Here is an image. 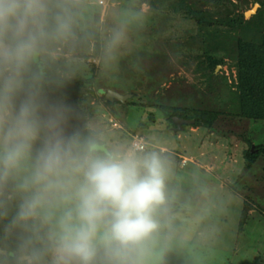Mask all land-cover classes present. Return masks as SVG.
<instances>
[{"label":"rangeland","instance_id":"rangeland-1","mask_svg":"<svg viewBox=\"0 0 264 264\" xmlns=\"http://www.w3.org/2000/svg\"><path fill=\"white\" fill-rule=\"evenodd\" d=\"M101 6L99 23L88 14L80 22L83 29L100 33V52L94 46L89 51L75 49L72 40L47 50L55 59H67L66 67L59 68L61 75L94 77L92 85L82 87L87 100L60 102L42 93L34 97L41 105L40 116H54L58 125L42 127L31 156L3 180L6 189L23 201L31 196V190L22 185L31 174L36 152L53 132L71 140L73 155L84 158L71 134L74 121L84 118L105 142L95 146L101 151L95 156L142 158L155 153L162 161L165 198H172L173 210L163 214L160 206L154 209L158 228L138 250L141 264H264V158L250 167L246 158L249 149L264 143V123L234 113L224 82L211 84L207 79L194 57L197 51L186 46L194 29L192 21L175 16L157 19L141 0H105ZM259 7L245 8V13L255 9L247 17ZM37 24L38 19L32 28ZM37 27L40 33L42 28ZM222 72L230 83L236 78L229 65H219L216 73ZM22 89L20 79L17 105L26 99ZM109 90L129 98L109 106L105 101ZM195 104L221 111L214 128L186 124L177 131L163 110L164 106ZM136 136L144 139L145 151L133 149ZM80 181L82 176L66 189L49 194L35 212L56 238L61 217L67 212L75 216V187ZM245 202L250 205L248 220L240 230ZM104 232L101 227L94 264H106ZM53 260L54 255L49 264Z\"/></svg>","mask_w":264,"mask_h":264},{"label":"clouds","instance_id":"clouds-1","mask_svg":"<svg viewBox=\"0 0 264 264\" xmlns=\"http://www.w3.org/2000/svg\"><path fill=\"white\" fill-rule=\"evenodd\" d=\"M44 11V0H0V181L31 156L42 127L58 125L54 116H40L41 105L31 95L15 102L21 70L37 50L32 25ZM79 176L75 216L67 212L60 219L53 264H94L101 227L106 264H141L138 250L157 230L153 212L165 201L161 159L155 153L78 158L72 141L53 132L36 152L22 185L32 194L22 204L20 218L33 216L49 194L66 189Z\"/></svg>","mask_w":264,"mask_h":264},{"label":"trees","instance_id":"trees-1","mask_svg":"<svg viewBox=\"0 0 264 264\" xmlns=\"http://www.w3.org/2000/svg\"><path fill=\"white\" fill-rule=\"evenodd\" d=\"M141 2L149 4L151 11L157 14V19L159 17L166 21L175 16L192 21L194 29L186 46L189 51H197L194 57L207 79L211 84L219 79L224 82L223 86L230 94V108L234 113L264 123V0ZM91 4L97 9L93 11L94 6ZM255 4L260 5L257 13L247 17L245 8ZM101 8V4L92 3V0L45 1V11L37 17V26H41V32H37V26L33 29L38 36L37 50L20 74L24 97H37L42 93L47 98L56 97L60 102L77 100L84 103L87 100L82 87L88 83L92 85L94 77L76 75L71 78L61 75L59 68L66 67L67 59H55L47 50L72 40L75 49L89 51L94 46L96 53L100 52V33L93 29H83L80 22L88 14L95 23H99ZM219 65H229L235 70L234 81L230 83L223 72L216 73ZM105 101L109 106L113 105L112 101ZM163 110L174 126L172 118L178 116L194 120L193 125L196 127L209 129L214 128L221 113L215 106L201 107L199 104L171 108L164 106ZM71 134L78 142L80 156L97 155L101 151L95 149V146H105L100 133L89 128L84 118L74 121ZM260 157L264 158V143L247 151V166H252ZM4 184V181H0V264H49L56 237L35 214L27 219L20 218L19 212L25 201L12 195ZM159 206L163 214L166 210L171 212L172 198L166 197ZM249 208L250 205L245 202L240 230L244 229L248 220Z\"/></svg>","mask_w":264,"mask_h":264},{"label":"water","instance_id":"water-1","mask_svg":"<svg viewBox=\"0 0 264 264\" xmlns=\"http://www.w3.org/2000/svg\"><path fill=\"white\" fill-rule=\"evenodd\" d=\"M255 11H249L246 13V16L251 15V13H253ZM107 99L110 101H115V100H120L122 102H126L127 99L129 98V95H122L114 90H109L107 95H106ZM173 122L176 125V130H182L184 128L185 124H193L195 121L194 120H186V119H182L178 116L173 117ZM252 150H254V146L252 147Z\"/></svg>","mask_w":264,"mask_h":264},{"label":"built area","instance_id":"built-area-1","mask_svg":"<svg viewBox=\"0 0 264 264\" xmlns=\"http://www.w3.org/2000/svg\"><path fill=\"white\" fill-rule=\"evenodd\" d=\"M99 4L103 5L105 4V0H97ZM132 147L135 151H145L146 150V144L144 142L143 138H140L139 136H136L133 140Z\"/></svg>","mask_w":264,"mask_h":264},{"label":"crops","instance_id":"crops-1","mask_svg":"<svg viewBox=\"0 0 264 264\" xmlns=\"http://www.w3.org/2000/svg\"><path fill=\"white\" fill-rule=\"evenodd\" d=\"M94 3H97L96 1Z\"/></svg>","mask_w":264,"mask_h":264}]
</instances>
